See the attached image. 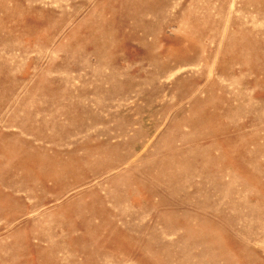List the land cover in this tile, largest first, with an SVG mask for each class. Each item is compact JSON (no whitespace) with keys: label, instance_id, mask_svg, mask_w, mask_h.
<instances>
[{"label":"rangeland","instance_id":"obj_1","mask_svg":"<svg viewBox=\"0 0 264 264\" xmlns=\"http://www.w3.org/2000/svg\"><path fill=\"white\" fill-rule=\"evenodd\" d=\"M0 264H264V0H0Z\"/></svg>","mask_w":264,"mask_h":264}]
</instances>
